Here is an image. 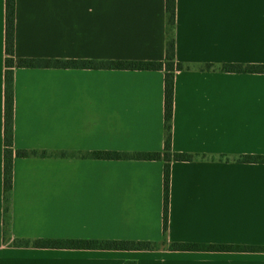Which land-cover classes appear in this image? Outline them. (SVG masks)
<instances>
[{
	"label": "crops",
	"instance_id": "crops-1",
	"mask_svg": "<svg viewBox=\"0 0 264 264\" xmlns=\"http://www.w3.org/2000/svg\"><path fill=\"white\" fill-rule=\"evenodd\" d=\"M6 0H0V264H264V252L37 248L18 239L163 241L164 162L82 157L164 151L160 70L16 68L10 237L4 240ZM169 243L264 246V0H176ZM17 57L163 61L166 0H16ZM210 64L211 68L204 69ZM66 154V155H65Z\"/></svg>",
	"mask_w": 264,
	"mask_h": 264
},
{
	"label": "trees",
	"instance_id": "trees-1",
	"mask_svg": "<svg viewBox=\"0 0 264 264\" xmlns=\"http://www.w3.org/2000/svg\"><path fill=\"white\" fill-rule=\"evenodd\" d=\"M176 0H166V55L163 61H123V60H87L57 58L17 57L15 52L16 34V0H6V35H5V112H4V240L10 237L11 225V192L13 188V168L15 157H46L50 152L43 150L16 149L14 147L15 118V69L16 68H73V69H123V70H160L165 73V147L164 151L153 152H120L96 150L82 157L101 160H161L164 162V204H163V241L120 240V239H18L13 244L21 247L37 248H81L105 250H217V251H255L264 252V246L240 245H200L186 243H169L167 240L171 165L173 161H194L206 156L174 152L172 150V120L175 98V74L186 66L176 60ZM205 65L204 69H210ZM224 72L264 73V64L226 63L220 67ZM66 155V154H65ZM221 161L244 163H264V155H240L231 158L219 157ZM124 264H136L126 261Z\"/></svg>",
	"mask_w": 264,
	"mask_h": 264
}]
</instances>
